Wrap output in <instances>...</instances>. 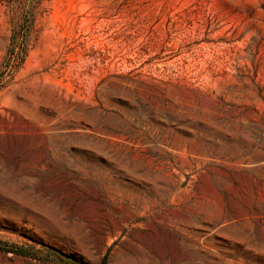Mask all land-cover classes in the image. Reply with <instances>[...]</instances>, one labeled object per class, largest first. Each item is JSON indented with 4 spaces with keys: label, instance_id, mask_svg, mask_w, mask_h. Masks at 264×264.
I'll return each instance as SVG.
<instances>
[{
    "label": "rangeland",
    "instance_id": "1",
    "mask_svg": "<svg viewBox=\"0 0 264 264\" xmlns=\"http://www.w3.org/2000/svg\"><path fill=\"white\" fill-rule=\"evenodd\" d=\"M11 243L84 264H264V0H0Z\"/></svg>",
    "mask_w": 264,
    "mask_h": 264
},
{
    "label": "trees",
    "instance_id": "2",
    "mask_svg": "<svg viewBox=\"0 0 264 264\" xmlns=\"http://www.w3.org/2000/svg\"><path fill=\"white\" fill-rule=\"evenodd\" d=\"M14 2H22V0H12ZM23 12V18L19 25V28L14 30L9 37V47L7 50V55L5 57V68L6 70H11L17 63H19L25 55V40H26V31L29 26L30 18V8ZM32 246H24L22 244L11 243L0 247L1 251L12 252L17 255L27 256L32 259H36L43 263L49 264H84L74 258H71L61 252H58L55 249L46 247L40 252L39 249H33ZM106 253L100 260L99 264H105Z\"/></svg>",
    "mask_w": 264,
    "mask_h": 264
}]
</instances>
